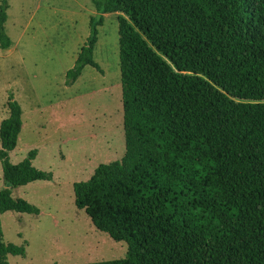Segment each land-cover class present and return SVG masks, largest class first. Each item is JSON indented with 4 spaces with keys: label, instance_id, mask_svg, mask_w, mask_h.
Returning <instances> with one entry per match:
<instances>
[{
    "label": "trees",
    "instance_id": "obj_1",
    "mask_svg": "<svg viewBox=\"0 0 264 264\" xmlns=\"http://www.w3.org/2000/svg\"><path fill=\"white\" fill-rule=\"evenodd\" d=\"M96 15L73 84L94 61L98 27L117 14L125 154L74 184L93 225L128 246L125 259L89 264H264V0H91ZM8 0L0 5V48ZM0 123V264L24 248L6 244L1 215H38L11 189L52 174L9 153L22 108L8 96Z\"/></svg>",
    "mask_w": 264,
    "mask_h": 264
},
{
    "label": "rangeland",
    "instance_id": "obj_2",
    "mask_svg": "<svg viewBox=\"0 0 264 264\" xmlns=\"http://www.w3.org/2000/svg\"><path fill=\"white\" fill-rule=\"evenodd\" d=\"M83 1L8 0L5 30L11 46L0 48V123L9 116L10 94L23 111L9 160L18 164L37 150L34 167L52 174L50 181L11 189L13 198L40 213L1 215L4 242L25 250L8 255V264H89L127 256V244L96 229L74 203L75 183L125 154L117 15L104 16L98 27L99 69L88 65L67 84L66 74L90 34ZM6 187L0 160V191Z\"/></svg>",
    "mask_w": 264,
    "mask_h": 264
},
{
    "label": "crops",
    "instance_id": "obj_3",
    "mask_svg": "<svg viewBox=\"0 0 264 264\" xmlns=\"http://www.w3.org/2000/svg\"><path fill=\"white\" fill-rule=\"evenodd\" d=\"M91 1V0H90ZM84 3H82L81 5H80V7L82 8V9H85V10H89V15L91 16V17H93V16H95L96 15V9H95V6H94V4L92 3V4H90V2L88 1V0H84L83 1ZM117 15V14H115V13H109V14H106L105 16H108V15ZM90 17V18H91ZM116 20H117V18H116ZM22 108V107H21Z\"/></svg>",
    "mask_w": 264,
    "mask_h": 264
}]
</instances>
